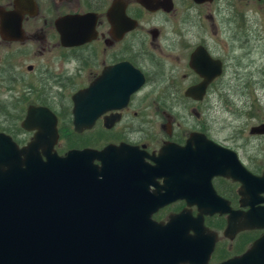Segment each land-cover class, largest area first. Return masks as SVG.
Returning <instances> with one entry per match:
<instances>
[{"label": "flooded vegetation", "instance_id": "obj_1", "mask_svg": "<svg viewBox=\"0 0 264 264\" xmlns=\"http://www.w3.org/2000/svg\"><path fill=\"white\" fill-rule=\"evenodd\" d=\"M156 1L155 5L152 0H24L16 8L14 0H0V28L4 19L7 31L17 38L6 39L10 34L4 35L0 29V89L3 93L21 92L23 88L34 91L36 86L24 82L13 64L16 50L28 56L22 69L29 76L39 77L45 91L37 97L21 92L18 101L24 111L23 119L30 107H44L52 112L58 132L68 129L70 148L61 153L58 143L55 148L59 155L69 150L102 151L110 146L128 149L117 154L118 164L104 170L107 178L103 183L117 190V200L128 206L156 207L167 188L175 189L179 197L194 187L201 198L205 191H213L222 203L214 213L203 214V208L188 205L185 197L159 206L150 219L167 223L171 215L183 211L191 212L193 217L202 214L203 225L214 235L206 263L227 264L264 236V226L229 228L230 213L225 211L224 202L232 212L250 209V200L239 193L242 183L212 176L208 189L203 171L200 178L187 176L172 182L171 169L154 168L155 157L169 143V159L178 160L172 148L187 151L189 145L187 154L193 155L202 151L204 140H209L234 152L245 172L255 178L264 176V76L259 68L255 77L252 68V62H261L264 53V46L257 50L264 45V0ZM53 7L56 11L63 7V12L53 15ZM226 11L227 25L223 24L225 16L220 18ZM85 13L90 15L87 35L91 39L78 46H63L56 21L62 16ZM255 32L256 40L251 44ZM12 46L16 48L12 50ZM79 52L77 58L86 61L70 68V61ZM237 77L252 81V86L241 94L244 101L231 97V82ZM83 90L86 97L92 96L88 100L90 106L99 105L105 111L90 128L76 132L73 97ZM55 95L60 101L53 106ZM226 106H234L230 113L239 122L238 135H230L222 142L214 136L224 130L231 118L222 110H227ZM6 107L0 105V109ZM219 110L227 121H222L218 132L202 116ZM189 115L196 118L190 125ZM106 135L109 138L105 139L110 140L101 141ZM250 143L259 146L257 154L248 151ZM179 164L186 168L188 162ZM158 172L165 177L156 175ZM165 182L169 183L167 188ZM260 196L264 198V192ZM207 197V203L212 204V197ZM252 205L264 207V202Z\"/></svg>", "mask_w": 264, "mask_h": 264}, {"label": "water", "instance_id": "obj_2", "mask_svg": "<svg viewBox=\"0 0 264 264\" xmlns=\"http://www.w3.org/2000/svg\"><path fill=\"white\" fill-rule=\"evenodd\" d=\"M20 21L18 17V33ZM88 22L87 15L59 19L62 44L76 46L89 41ZM1 25V32L10 34L6 39H17L7 31L4 19ZM91 97H86L85 90L73 97L78 132L90 128L105 111L99 105L90 106ZM21 126L35 131L33 139L22 148L0 133V264H207L214 235L203 225L202 214L193 217L191 212L183 211L171 215L167 223H157L150 216L171 199L185 197L188 205L203 208V214L214 213L222 203L213 191H205L201 198L194 187L179 197L175 189L168 190L169 183L165 182L167 189L156 207L128 206L117 200V190L103 184L107 178L104 170L118 164L117 154L128 149L110 146L102 151H69L59 157L53 151L56 118L44 107H30ZM169 148H162L155 169H171L172 182L187 176L200 178L203 171L208 189V180L214 175L240 181L239 193L250 200V209L232 212L223 201L225 211L230 213L229 228L264 226V207L252 205L264 202L260 196L264 176L255 178L245 172L233 152L209 140L203 141V152L193 155L187 154L189 147L187 151L171 149L180 162H188L186 168L178 160L169 159ZM94 160L100 165H94ZM156 175L165 177L159 172ZM207 194L212 204L207 203ZM227 264H264V236Z\"/></svg>", "mask_w": 264, "mask_h": 264}, {"label": "rangeland", "instance_id": "obj_3", "mask_svg": "<svg viewBox=\"0 0 264 264\" xmlns=\"http://www.w3.org/2000/svg\"><path fill=\"white\" fill-rule=\"evenodd\" d=\"M82 9V8H81ZM63 12V7H61L60 9H58V11H56V9L53 7V11L52 14L55 15L56 13H62ZM217 14V13H216ZM225 16L224 19V23L227 25V19L229 16V12L226 11L225 14H221L220 18H223ZM264 35V32H263ZM251 44H254L253 42L256 40V32L253 33V36H251ZM264 45H260L258 46L257 50H262ZM16 48V46H12V50H14ZM32 51V49H28V52ZM16 56L13 59V64L15 65V71L17 73L20 74V76H23V81L27 82L28 84L31 83L33 85L36 86V88L34 89V91L31 93L30 89H26L23 88L24 91H21L22 94H24L25 92L31 93L30 95H32L33 93L37 96L41 95L44 91L45 88H42L41 85L43 83H41L40 78L37 77H33V76H29L28 74L24 73V70L22 69L26 63L28 62V56H24L22 53H20V51L16 50ZM80 55V52L77 53L76 57L74 59H72L70 61V68L72 67H77L79 66L82 62H85L86 60H83L82 62L80 61V59L77 58V56ZM252 68L255 70V77H258V74L256 73L257 69H263V76H264V53L262 52L261 54V62H252ZM60 71V70H59ZM65 78V77H62ZM238 78V77H237ZM232 85H234V87H230V91L232 92L231 97H234L237 101H244V96H242L241 94H243L245 92V89L250 88L252 86V81L250 78L246 79H235L234 81L232 80ZM245 83V84H244ZM53 86L51 85V88ZM26 90V91H25ZM56 91V89H55ZM21 92H15V91H11L10 93H3L0 89V105H6L7 107L4 109H0V132H6L7 134L11 135L13 137V139L19 144V145H23L26 142H28L30 140V138L32 137V134L30 132H26L23 129H21L20 127V123L23 119L24 116V111L22 109L21 103L20 101H18V98L21 95ZM264 92V89H263ZM230 95V94H229ZM34 97V98H36ZM52 101L54 102L53 106L57 105L60 101L59 96L55 95L52 96ZM222 102L224 100H221ZM65 103L67 105H69V101L67 98H65ZM226 109H222L225 113H228L231 118L228 120L226 126L224 127L223 131L219 132V128H221L222 126V121H225V114H222V112L219 110L217 112H209V113H204V116H202V119L211 127H213L214 129H216V131L219 132V134L217 136H214L215 138H218L220 141L223 142V140L225 138H227L230 135H238V129L237 126L239 125V122L234 120V117L232 115V113L234 111V106H226ZM179 112H182L183 110L180 109L178 110ZM175 114V112H174ZM160 116V115H159ZM159 116H157L156 120H159ZM190 118V119H189ZM189 118L187 119V124L190 125L191 123H195L196 118L192 115H189ZM184 119H181V122H183ZM227 121V120H226ZM160 132H162L161 129H159ZM59 134L60 139V152L63 153L66 150H68L69 144V136H68V129L65 128H61L59 130ZM243 133H241L240 135L242 136ZM244 136V135H243ZM109 138L108 135L101 137V141L107 142L110 139H105ZM69 147V148H68ZM259 146L254 144V143H250L248 144V151L251 153V155H255L257 154Z\"/></svg>", "mask_w": 264, "mask_h": 264}]
</instances>
